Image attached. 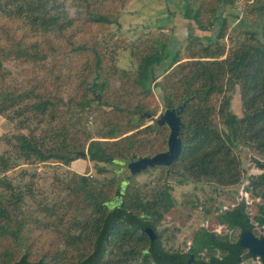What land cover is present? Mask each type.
<instances>
[{
    "label": "trees",
    "instance_id": "trees-1",
    "mask_svg": "<svg viewBox=\"0 0 264 264\" xmlns=\"http://www.w3.org/2000/svg\"><path fill=\"white\" fill-rule=\"evenodd\" d=\"M73 1L71 17L62 0H0V35L8 40L0 44V115L12 127L0 136V188L10 191L0 194V264H166L150 223L173 208L170 185L105 177L106 164L166 149L167 125L148 124L156 91L164 109L189 99L168 174L175 184L233 185L242 176L238 149L264 157V0L241 9L238 0H173L186 22L184 43L151 28L135 37L112 29L131 0ZM236 24L242 40L225 53ZM237 90L241 116L231 108ZM79 157L103 178L59 173L52 202L34 203L33 189L6 179L32 163L57 173Z\"/></svg>",
    "mask_w": 264,
    "mask_h": 264
},
{
    "label": "rangeland",
    "instance_id": "rangeland-1",
    "mask_svg": "<svg viewBox=\"0 0 264 264\" xmlns=\"http://www.w3.org/2000/svg\"><path fill=\"white\" fill-rule=\"evenodd\" d=\"M65 3V7L69 12V15L71 17L76 15V6L75 3H73V0H62ZM247 3H252L253 0H238L236 2V8L241 9L244 5ZM175 5L173 0H131L126 7L122 10L120 13L119 23L113 25L112 29L119 31L120 33L124 34L128 37H135L140 34L142 30H146L147 28H151L153 32L156 33L159 37L166 41H183L184 43V35L186 33V22L182 20L180 12H178V9H175ZM77 16V15H76ZM259 19V18H258ZM263 19H259V25H262ZM76 29H78L79 32H83L84 29L81 27H78V25H82V22L80 19L75 20L74 23ZM240 25L236 24L233 28H231L228 31V34L226 38L223 40V46H224V52L227 53L231 47H233L236 44H239L242 40V37L235 35V27L239 28ZM38 38V37H36ZM0 44L5 46H8V40L5 38H2L0 35ZM127 53V52H125ZM128 56V53L126 54ZM129 57V56H128ZM130 60V59H129ZM128 62V59L126 60ZM9 64L7 67L10 69L11 72H14V76H16V64L13 62L5 63ZM119 64L121 66L123 63H121V58ZM30 69V68H28ZM27 73L30 71L26 70ZM26 76L22 79H25ZM11 81L17 82L18 80L14 78L11 79ZM224 83V82H223ZM113 85H115V82L113 81ZM154 104L152 105V115H150L148 118L150 119L148 121V124L155 121L156 118H158L163 111L165 110L162 107L161 99L159 94L156 91V94L153 95ZM215 103V101H214ZM231 108L233 112L237 116L242 115V109H241V99H240V93L239 91H235L232 97L231 101ZM93 118V117H92ZM89 120V123H91V130L92 133L96 136V130H97V122L94 121V118ZM212 118V122L218 126V118L215 114H211L209 116V119ZM92 121V122H91ZM11 121L6 116L0 115V136L7 133V131H11ZM129 134V133H127ZM125 134V135H127ZM93 137L94 139L99 140H116L118 138H121L122 136H118L116 138H97ZM167 146V143H166ZM167 148V147H166ZM6 149L2 144H0V151ZM239 152V156L241 159V168H242V178L241 182L243 183L245 181V176H247V172L249 171L250 167H254L255 170L259 173L264 172V158L256 154L255 152H252L244 147L238 149L237 153ZM150 155V154H145ZM137 156H144L142 153L133 155V159H135ZM132 160V159H131ZM120 162H128V161H116L115 164H106V166L109 168L110 172L105 174V177H111L112 175L116 174V176L120 177L121 179H124L128 181L132 176H135V180L138 182V185L143 184H155V179L161 178V182L158 183L159 185L164 186L170 185V193L173 200V209L171 211L172 215H177V222L180 221V219L184 218V215L187 213H191L192 211L185 205H183L184 202H188V206H190L191 203L197 200L204 201V199H209L205 202L206 206L210 207L211 209L215 208L214 210L217 211V203L219 200V204L226 203V199L228 194H230L231 190H234L237 188V186H218L217 184L213 182H201V183H185L182 185L175 184L174 179H170L168 177V174L171 171V167L167 168L166 166H161L158 168H148L142 172L136 173L135 175H125L124 167L120 165ZM52 164H54V161H51ZM103 165V163H100ZM65 171H75L79 174H91L95 177H98L100 179L103 178L102 175L98 174L94 168H93V162L89 161L87 158L79 157L72 161L70 163V166L67 168H61L59 170H56L57 173H53L54 169L51 166H48V164H25L22 165V167H15L10 169L6 173V179L9 183H12L13 185H21L24 187L25 191H30V189H33L35 193V202L38 203L41 202L44 204V202H52V194L50 193V188L53 186L55 177H58V174L61 179H65ZM260 172V173H261ZM57 175V176H55ZM55 176V177H54ZM64 176V177H63ZM168 179V180H165ZM165 180V181H163ZM147 181H151V183H148ZM57 184V182L55 183ZM147 186V185H146ZM157 186V184H156ZM39 190H37V189ZM6 187L0 188V194H5L8 196L10 194V191L6 192ZM215 189H217L218 197L216 198ZM45 195H47V199H44ZM222 199L223 202H222ZM33 203V201L26 200V203ZM33 203V204H34ZM224 209H220L221 212L218 214V216H215L216 219H219V225L222 227V231L220 234H225L226 232L223 231V228L226 227L224 224L225 219H228L229 213H231L235 207L233 204H227L225 205ZM252 210H253V206ZM184 208V209H183ZM235 210V209H234ZM182 215V216H180ZM197 225L199 226L200 222L202 220L196 221ZM195 222H192V224L187 225V232L186 235H189V230L193 228L195 225ZM195 226V227H196ZM208 227L209 230H212V227L215 225L212 222H209L208 225H205ZM192 227V228H191ZM207 232V231H206ZM208 233V232H207ZM224 237V236H223ZM217 239H222V236H216ZM196 235L190 233V235L187 237L188 245L193 246L196 241ZM197 249L191 250L192 252ZM205 251V250H201Z\"/></svg>",
    "mask_w": 264,
    "mask_h": 264
},
{
    "label": "flooded vegetation",
    "instance_id": "flooded-vegetation-1",
    "mask_svg": "<svg viewBox=\"0 0 264 264\" xmlns=\"http://www.w3.org/2000/svg\"><path fill=\"white\" fill-rule=\"evenodd\" d=\"M260 172L250 167L243 183H240V179L237 183L228 185L237 188L227 195L226 203L219 204L218 200L217 211L206 206L205 202L209 199H195L190 206L188 202H184L183 205L192 212L185 214L184 218L177 222V215L171 216L172 208L159 222L150 223V229L154 232L152 240L155 237L160 239L166 257L175 259L172 264H264V172ZM215 191L217 198V189ZM227 204H233L235 210L232 209L228 219L224 221L226 227L223 231L226 233L220 234L221 220L215 216L227 208ZM200 219L202 222L196 226V221ZM192 222L196 223L189 230V235H196V243L193 246L188 245L189 235H186L187 225ZM209 222L215 225L212 230L205 226ZM216 236H222V239H217ZM147 249L151 250V247L147 245L145 250ZM193 249L197 250L192 252ZM202 249L205 251H201Z\"/></svg>",
    "mask_w": 264,
    "mask_h": 264
},
{
    "label": "water",
    "instance_id": "water-1",
    "mask_svg": "<svg viewBox=\"0 0 264 264\" xmlns=\"http://www.w3.org/2000/svg\"><path fill=\"white\" fill-rule=\"evenodd\" d=\"M188 101L189 99L184 100L177 107L165 108L163 113L155 119V122L158 125L166 124L169 129L167 148L153 155L137 156L135 159L128 162H120V165L124 167L125 175H135L136 173L155 166H166L167 168L171 167V164L177 159L182 149L180 134L183 122L179 113L184 109ZM147 116L149 117L150 115L148 114ZM80 154L83 155L84 153ZM179 258L182 260L180 256ZM174 260L175 259H172L169 256L166 258V263H175Z\"/></svg>",
    "mask_w": 264,
    "mask_h": 264
}]
</instances>
